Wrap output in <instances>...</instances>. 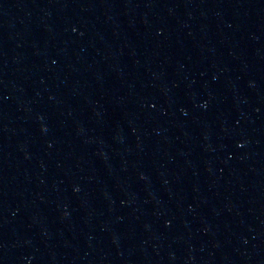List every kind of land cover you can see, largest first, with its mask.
I'll return each instance as SVG.
<instances>
[{"label": "water", "instance_id": "95a60500", "mask_svg": "<svg viewBox=\"0 0 264 264\" xmlns=\"http://www.w3.org/2000/svg\"><path fill=\"white\" fill-rule=\"evenodd\" d=\"M0 264H264V0H0Z\"/></svg>", "mask_w": 264, "mask_h": 264}]
</instances>
